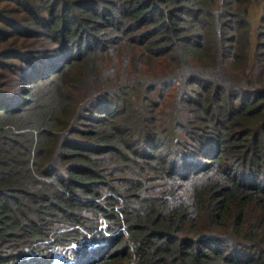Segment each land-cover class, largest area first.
Masks as SVG:
<instances>
[{"label":"trees","instance_id":"16d2710c","mask_svg":"<svg viewBox=\"0 0 264 264\" xmlns=\"http://www.w3.org/2000/svg\"><path fill=\"white\" fill-rule=\"evenodd\" d=\"M0 264H264V0H0Z\"/></svg>","mask_w":264,"mask_h":264},{"label":"rangeland","instance_id":"374dc122","mask_svg":"<svg viewBox=\"0 0 264 264\" xmlns=\"http://www.w3.org/2000/svg\"><path fill=\"white\" fill-rule=\"evenodd\" d=\"M261 15V7L252 6L249 13V22L251 24V37L250 41L252 46L255 44V29L258 26L259 18Z\"/></svg>","mask_w":264,"mask_h":264}]
</instances>
